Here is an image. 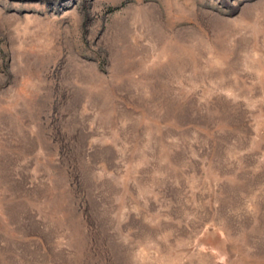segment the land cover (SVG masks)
Here are the masks:
<instances>
[{
    "label": "rangeland",
    "instance_id": "obj_1",
    "mask_svg": "<svg viewBox=\"0 0 264 264\" xmlns=\"http://www.w3.org/2000/svg\"><path fill=\"white\" fill-rule=\"evenodd\" d=\"M0 264H264V0H0Z\"/></svg>",
    "mask_w": 264,
    "mask_h": 264
}]
</instances>
